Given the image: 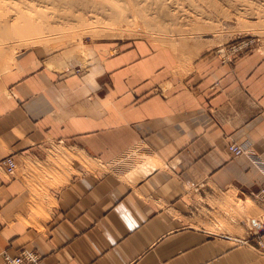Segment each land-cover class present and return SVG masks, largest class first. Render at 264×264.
Wrapping results in <instances>:
<instances>
[{
  "label": "crops",
  "instance_id": "0c3cea01",
  "mask_svg": "<svg viewBox=\"0 0 264 264\" xmlns=\"http://www.w3.org/2000/svg\"><path fill=\"white\" fill-rule=\"evenodd\" d=\"M116 46L30 48L0 73V255L264 264V53L200 52L189 72L153 43ZM132 153L143 169L118 168Z\"/></svg>",
  "mask_w": 264,
  "mask_h": 264
},
{
  "label": "rangeland",
  "instance_id": "374dc122",
  "mask_svg": "<svg viewBox=\"0 0 264 264\" xmlns=\"http://www.w3.org/2000/svg\"><path fill=\"white\" fill-rule=\"evenodd\" d=\"M109 1L0 0V73L10 68L17 53L37 47L68 49L82 57L88 47L99 43L147 41L171 51L179 68L196 62L200 52L223 62L255 50L264 53V0ZM26 14L33 20L24 19ZM8 158L13 159L8 156L2 164Z\"/></svg>",
  "mask_w": 264,
  "mask_h": 264
},
{
  "label": "bare ground",
  "instance_id": "6f19581e",
  "mask_svg": "<svg viewBox=\"0 0 264 264\" xmlns=\"http://www.w3.org/2000/svg\"><path fill=\"white\" fill-rule=\"evenodd\" d=\"M58 2H61V3H63L62 1L63 0H57ZM56 0H55V2H57ZM109 1V0H108ZM118 1V0H117ZM57 2V3H58ZM109 2H111L112 3V1H109ZM120 3L122 2V1H119ZM118 2H116V3H114V1H113V3L112 4H114V6L116 5V6H118L119 5V3L117 4ZM122 3H124V2H122ZM52 5H54V6H57V7H59V8H65V9H69L70 8V5H68V4H62V5H55V4H53L52 3ZM78 5H80V4H78ZM78 5H76V6H78ZM121 5H124V4H121ZM75 6V5H74ZM113 6V5H112ZM113 6V7H114ZM80 7H82V6H80ZM122 7H124V6H122ZM115 8V7H114ZM114 8H113V10H114ZM82 9V8H81ZM116 9H119V8H115V10ZM95 10V9H94ZM87 9H86V13H87ZM92 11V10H91ZM112 10H110L109 12H111ZM119 11V10H118ZM121 11V10H120ZM89 12V11H88ZM114 11H112L111 13H113ZM117 13V11L115 12V13H113V14H115V15H119L118 13ZM22 14V13H21ZM85 14V13H84ZM30 15H32V14H30ZM109 15H111V14H107L106 16H109ZM115 15H113V16H115ZM27 16H29V14H26L25 15V17L26 18H24L23 16H22V18H24V19H26L27 20ZM105 16V17H106ZM120 16V15H119ZM118 16V17H119ZM124 16V15H123ZM30 17V19H32L33 20V18H34V16H29ZM115 18H116V16H115ZM126 17H124V19H125ZM19 19H21V18H19ZM17 20H18V18H17ZM24 21V20H23ZM29 21V20H28ZM27 23V22H26ZM33 24V23H32ZM76 34H78V33H76ZM218 43V42H217ZM52 44V43H51ZM217 47H219V46H221V44L220 43H218L217 45H216ZM188 47V46H187ZM220 52H222V49H220ZM232 145H235V144H232ZM231 145H229L228 146V150H229V147H230ZM230 151V150H229ZM231 152V151H230ZM247 151H246V149H243L242 148V152H241V154L240 155H242V154H244V153H246ZM232 153V152H231ZM132 154H134V155H130L129 157H131V158H129V159H127V160H125V158L127 157L126 155L125 156H122V157H120L119 158V160H118V168H120V169H127L128 167H130V166H137V170L139 169H143V167L145 166V163L146 162H139V159H138V156L135 154V153H132ZM143 154V153H142ZM233 154V153H232ZM234 155V154H233ZM236 156V155H235ZM239 156V155H238ZM139 158H141V157H139ZM117 163V162H116ZM12 164H13V166H12V168H11V170H10V172H7V166L5 165V163H3L2 164V166H3V168H4V172L6 173V175H8L9 177L10 176H12L15 172H16V164H15V162H14V160L12 159ZM155 165V164H154ZM115 167H117V166H115ZM152 167V166H151ZM150 167V168H151ZM149 168V166L147 167V169ZM136 169V168H135ZM131 170V169H130ZM121 171V170H120ZM148 171H149V169H148ZM122 172V171H121ZM131 174H133V173H131ZM135 174V173H134ZM136 175H138V173H136ZM126 176H128V174L126 175ZM132 176H134V175H132ZM141 176V175H140ZM263 199H264V197H262ZM25 250H27V251H32V250H28V249H25ZM33 252H35V251H33ZM36 253V252H35ZM37 254V253H36ZM37 256L39 257V255L37 254ZM40 260V257L38 258V261Z\"/></svg>",
  "mask_w": 264,
  "mask_h": 264
},
{
  "label": "built area",
  "instance_id": "2783aa9c",
  "mask_svg": "<svg viewBox=\"0 0 264 264\" xmlns=\"http://www.w3.org/2000/svg\"><path fill=\"white\" fill-rule=\"evenodd\" d=\"M229 150L236 156L240 155L242 148L236 145H231ZM5 165L7 166V172H10L13 164L12 159L8 158L5 160ZM261 197H264V183L262 185ZM38 256L33 251H27L25 249L21 250L19 254L11 256L7 252H3L0 255V264H37Z\"/></svg>",
  "mask_w": 264,
  "mask_h": 264
}]
</instances>
